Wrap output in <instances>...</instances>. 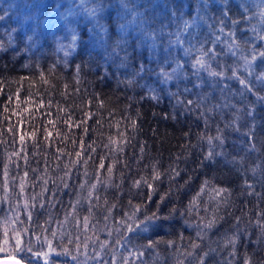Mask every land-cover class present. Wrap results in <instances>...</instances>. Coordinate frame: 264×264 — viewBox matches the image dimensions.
Wrapping results in <instances>:
<instances>
[{"label": "clouds", "instance_id": "obj_1", "mask_svg": "<svg viewBox=\"0 0 264 264\" xmlns=\"http://www.w3.org/2000/svg\"><path fill=\"white\" fill-rule=\"evenodd\" d=\"M0 261L264 264V0H0Z\"/></svg>", "mask_w": 264, "mask_h": 264}, {"label": "water", "instance_id": "obj_2", "mask_svg": "<svg viewBox=\"0 0 264 264\" xmlns=\"http://www.w3.org/2000/svg\"><path fill=\"white\" fill-rule=\"evenodd\" d=\"M0 264H5V262L4 261H0Z\"/></svg>", "mask_w": 264, "mask_h": 264}]
</instances>
